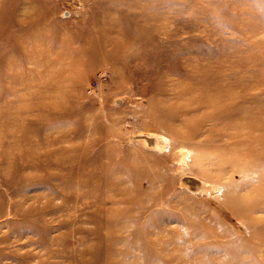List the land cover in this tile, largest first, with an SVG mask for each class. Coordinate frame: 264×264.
Returning a JSON list of instances; mask_svg holds the SVG:
<instances>
[{
    "label": "rangeland",
    "instance_id": "374dc122",
    "mask_svg": "<svg viewBox=\"0 0 264 264\" xmlns=\"http://www.w3.org/2000/svg\"><path fill=\"white\" fill-rule=\"evenodd\" d=\"M263 46L264 0H0V264H264Z\"/></svg>",
    "mask_w": 264,
    "mask_h": 264
},
{
    "label": "bare ground",
    "instance_id": "6f19581e",
    "mask_svg": "<svg viewBox=\"0 0 264 264\" xmlns=\"http://www.w3.org/2000/svg\"><path fill=\"white\" fill-rule=\"evenodd\" d=\"M255 46V45H254ZM259 46V45H258ZM261 46V45H260ZM250 47V46H249ZM264 47V46H263ZM264 49V48H263ZM215 92L213 93V95H214V97L217 99V101L216 102H214V103H216L215 105H216V107L218 108V107H220L221 106V104H218V103H222V101H224L225 99L226 100H228V98H230V97H237V99L240 101V100H242V99H245L246 97H247V94L245 93V92H239V93H237V94H233V91L232 90H219V89H217V90H214ZM202 100H204V99H202ZM208 101H210V98L209 97H207V99H206V101L205 102H208ZM213 103V104H214ZM229 104V103H228ZM228 106V105H227ZM228 111H231V109H229ZM258 113L260 114V115H262V113L260 112V111H258ZM247 118V117H246ZM247 123L249 124V126H251L253 129H257L258 127H264V116L263 117H260V116H257V114L256 113H254L253 115H250L249 116V119L247 120ZM78 134V133H77ZM155 133H153V135H154ZM152 135V132H151V135H150V133H149V135H146V136H143V137H146L145 138V140H144V142H146L149 146H151V147H154V148H161V147H163L162 145H160L159 144V141H158V137H156L155 135L153 136ZM157 135V134H156ZM139 137V136H138ZM161 138V137H160ZM143 139V138H142ZM260 139H261V136H256V139H255V141L256 142H259L260 141ZM257 144H259V143H257ZM165 145V144H164ZM184 151V150H183ZM182 151V152H183ZM184 153V152H183ZM18 162H16V164H17ZM19 167V166H18ZM49 174H50V176L51 177H54V176H59V174L58 173H54V172H52V171H49ZM48 176V175H47ZM62 178H63V176L62 175H60ZM17 185V184H16ZM187 186H189L190 188H191V186L192 187H196L197 188V186L196 185H194V183L192 184L191 183V185L190 184H187ZM260 188V187H259ZM264 190V186H261V190ZM60 193V192H59ZM79 195V194H78ZM65 196H67V195H65ZM256 196H260L261 197V200L263 199L264 200V195H260L259 194V192L255 195V197ZM59 197H61V196H59ZM254 197V198H255ZM67 201V200H66ZM101 201V200H100ZM254 201H255V199H252V198H250V202L249 203H246V204H243V205H241V204H239V203H235L234 205H235V208H236V211H238V212H241V214L242 213H245V212H252L253 211V209H254V206H253V203H254ZM64 205V204H63ZM66 206V205H65ZM45 210V209H44ZM66 214H68V213H66ZM246 214V213H245ZM63 220V219H62ZM264 224L263 223H260V224H258V225H256L255 227H253L252 229H250L251 231H252V235H254V234H258V235H264V226H263ZM192 232H195V233H201L202 235H207L209 238H211V239H209L208 240V242H206V244H204L203 245V247H213L214 245L215 246H222L223 244H221V243H216L215 241H214V236H215V234H212V231H208V229H206L205 227H203V225H201V226H198V225H194L193 226V230H191ZM93 233V232H92ZM94 235H96L97 236V238H98V240L101 238V232H100V230H99V232H95L94 233ZM235 241H237V240H235ZM234 242V241H233ZM221 250V249H220ZM98 248L96 247V246H92L91 248H90V252H91V258H90V260H77V261H75V263L74 264H92V262L93 261H96L97 260V256H98ZM233 251H234V249H232V250H229V252L230 253H232L233 254ZM223 254V253H222ZM223 256V255H222ZM224 256L227 258V257H230V254L228 253V252H224ZM144 258L145 259H148V257H147V254H145V256H144ZM217 258H219V256H217ZM231 258H233L234 259V262H235V264H236V260H235V258L232 256ZM204 259V263L206 262V261H210L209 263H211V262H213L214 261V259H209L208 258V260H207V258H203ZM242 259H243V257H242ZM201 261V260H200ZM230 263H231V261H230Z\"/></svg>",
    "mask_w": 264,
    "mask_h": 264
}]
</instances>
